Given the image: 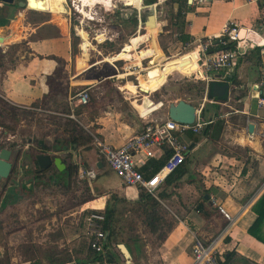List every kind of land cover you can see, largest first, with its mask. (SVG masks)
I'll use <instances>...</instances> for the list:
<instances>
[{
    "label": "crops",
    "instance_id": "crops-1",
    "mask_svg": "<svg viewBox=\"0 0 264 264\" xmlns=\"http://www.w3.org/2000/svg\"><path fill=\"white\" fill-rule=\"evenodd\" d=\"M17 1L12 5L0 1V12L8 8L10 13L9 16L0 13L1 21H4V25H0L4 29L2 38L5 37L0 49L4 64L0 69V105L3 104L1 111L9 114V123L14 125L9 141L27 137V143L23 147L14 142L16 152L20 154L16 170L9 180L0 185V264H33L38 260L42 264H101L91 261L88 256L89 238L84 233L83 219L87 210L93 208L105 213L107 206L115 213L113 231L117 245L110 252L120 264L127 263L118 250L119 244H125L128 248L131 254L129 264H195L193 249L196 236L220 247L218 253L221 256L235 252L233 257L236 256L242 263L264 264V244L248 233L257 219L252 208L264 194V110L257 107L255 89L260 79L261 57L258 55L262 48L257 47L233 70L222 73L225 74L221 76L223 81L216 84L228 86L226 98H210L214 83L207 88L208 84L203 81L201 102L207 90L208 99L216 101L215 104L205 103L202 110L203 119L212 123L201 134L188 132L180 136L188 144L189 152L177 170L181 171L182 177L173 183L165 181L158 190L160 198H165L163 202L172 205L164 214H160L162 220H166L165 224L171 225L170 229H166L162 223L158 234L164 232L165 236L155 250L148 244H141L137 237L119 240L123 233L122 226L130 213L124 214V207H141V192L135 187L126 186L115 173L120 180L118 183L106 181L99 183L98 187L99 177H107L113 171L100 161L98 149L93 145L97 138L108 145L120 147L144 129L146 120L143 116L147 113L146 116L153 119H170L168 109L172 103L165 106L161 101L152 100H166L162 92L169 94L171 90L164 87V82L172 72L178 71L183 77L198 70L197 66L167 67L177 61L189 65L190 55L193 54L196 59L198 39L212 38L216 42L222 39L224 26L235 22L242 28V36L258 30L256 38L259 44L264 45V27L259 28L260 18L264 15V0H183L180 4L175 3L173 7L181 14L180 18L176 16L182 25L178 32L181 42H184V49H193V52H188L186 56L189 57L168 61L156 37L160 24L163 25L165 20L159 23L158 19H153L147 26V13L139 10L145 6L144 1L122 0L126 7L134 8L135 16L128 15L127 10L122 9V18L109 20L114 23L118 19L119 36L134 26L138 35L130 39L125 52L108 61L124 60L129 63L135 55L139 58V62L127 66L123 73L113 69L112 72H103L104 64L109 62L105 57L98 58L101 50L97 44L101 43L97 37L103 34L107 37L106 41H112L106 31L113 25H103L104 29L99 33H92L82 26L73 28L68 3L64 10L57 6L59 11H41L48 18L33 21L22 13ZM88 1L91 5L94 3L93 0ZM154 4H157V8L161 3H149L147 6ZM80 18L88 24L97 23L82 15ZM79 29L84 30L85 34L81 36ZM168 30V33L173 32L172 28ZM151 35L157 54L161 56L158 60L152 51ZM184 38L188 40L182 41ZM144 40L149 43L148 48L140 50ZM90 42L92 47L89 46L88 54H85L83 43L86 47ZM223 48L220 43L215 50ZM145 57H148L151 68L144 69V63L148 60ZM157 67L164 70L163 77L154 89L148 90L141 78ZM107 83H111L110 89ZM83 89L98 91L93 97L95 102L90 103L96 105L90 106L91 112L87 111L88 106L77 108L75 120L69 117L68 100L71 94ZM159 91L163 96L159 94L161 99H154ZM145 97L157 105L152 112L144 110L139 104L137 107L142 112L136 108V103L142 102ZM46 113L59 115L52 122L45 119ZM77 120L84 122L81 128L92 136L93 140L87 146L81 141L74 144L70 139L77 133L73 130V126L79 125ZM250 124L254 126L252 133L249 132ZM49 127L54 135H62L71 141L50 145L42 137L50 136ZM35 141L53 160L52 166L45 171H41L32 159V153L39 148ZM208 142L211 146L207 156L192 160V154L200 152ZM156 153L157 156L151 160L160 161L166 157L160 151ZM79 161L86 168L97 166L99 175L96 180H79ZM147 167L148 164L142 168L143 173ZM159 202L162 201L159 199ZM219 205L235 218L233 223L218 212ZM26 210L37 217L42 216L23 225L28 220L25 219ZM17 221L22 224L13 229L12 225ZM141 225L152 237L148 226L144 222ZM28 249L31 251L27 252ZM102 264L112 263L105 261Z\"/></svg>",
    "mask_w": 264,
    "mask_h": 264
},
{
    "label": "built area",
    "instance_id": "built-area-1",
    "mask_svg": "<svg viewBox=\"0 0 264 264\" xmlns=\"http://www.w3.org/2000/svg\"><path fill=\"white\" fill-rule=\"evenodd\" d=\"M197 1L205 2V0ZM73 7L77 11V8ZM263 27L264 15L259 21V28ZM241 32L242 28L239 24L235 22L227 23L221 34L224 39L221 44L225 48L220 50H215L217 45L212 38L198 39L196 41V53L198 55L196 63L199 69L193 74L196 79L206 82L208 88L211 83L223 81V77H221L225 76V74H222L223 72L233 70L244 57L252 53L257 47L262 48L260 79L255 89L257 107L259 110H264V45L257 44L250 37V33L252 36L257 35L258 30L249 31L242 37ZM190 45L192 44H188V46ZM207 92L203 102H201L202 104L197 107L196 120L193 124H181L171 119L158 120L144 115L143 117L146 120L144 129L139 134L127 139L120 147L108 145L96 138L94 144L98 149L97 155L100 161L111 168L126 186L135 187L141 193H146L159 200L158 190L160 186L171 173L183 164L185 155L189 152L188 144L183 142L180 136L188 132L201 134L212 123V121H205L202 117L205 103H216L215 100L208 99ZM68 102L69 117L76 120L75 110L78 107H86L91 102L90 90L83 89L71 94ZM156 151L162 152L164 156H167V152L170 151V155L162 169L151 178H146L142 168L148 164L149 160L157 156ZM78 166V177L81 182H92L99 175L96 165L86 168L79 161ZM217 209L230 223L234 222L235 218L222 205H219ZM83 220L85 232L89 238V247L94 252L103 254L105 252V232L103 229L105 213L91 208L85 212ZM216 249V244L207 245L200 237L196 236L193 249L195 263L218 264L215 254Z\"/></svg>",
    "mask_w": 264,
    "mask_h": 264
},
{
    "label": "rangeland",
    "instance_id": "rangeland-1",
    "mask_svg": "<svg viewBox=\"0 0 264 264\" xmlns=\"http://www.w3.org/2000/svg\"><path fill=\"white\" fill-rule=\"evenodd\" d=\"M53 3H55L56 6L58 7H63L64 10V6L66 3H68L70 10H68L70 12V18H71V24L73 26V28L75 27H79L82 26L84 27L86 30L92 32V33H99L103 31V25H113L110 26V29L106 31V35L108 36V38H111L112 41H106L107 37L103 34H100L97 37V41L101 43L97 44L99 47L98 49H100V54L98 55L99 59H104V57L107 59H105L107 62H109V58L112 57H118L119 55H121L123 52H125L126 50V46L129 44V41L132 37L138 35L136 34V30H135V26L132 28H129V30H126V33H124V35L119 36V33L117 31H119V25H118V19L115 20L114 23L110 22V18H114V17H118V18H122L120 17V10L125 9L128 12V15H132L135 16V10L133 7H126L125 3L122 0H93L94 3L88 6L87 8V12L89 15H93L94 13H97L96 16V22L95 25L93 24H88L87 21L85 22L84 20H81V15L79 12H77L74 7H73V3H76L75 5H80L81 3L78 2V0H52ZM76 1V2H75ZM152 1H156L157 3H161L159 5V7H157V19L160 23V21H164L163 25L160 24L159 28H158V32L156 34L157 37V41L159 44V47L161 49V51L164 53L165 57H166V61L168 60H172L175 58H186L189 56H186L187 54H189L190 52H193V49H184V42H181V35L179 34L181 31V27L182 25L179 22V18H176V14H177V8L175 9V7L172 6V2L169 0H145L144 4L147 5L149 3H151ZM18 2V1H17ZM61 2V3H60ZM79 3V4H78ZM18 5V3H17ZM143 5V4H142ZM113 6V7H112ZM18 7V6H17ZM116 7V8H114ZM106 8V9H104ZM112 8V9H111ZM8 8L7 9H3L2 12H0L1 14H3V16H9L8 14H10L8 12ZM107 10L111 11V12H107ZM15 12L17 11L14 10ZM22 13L26 14L27 17H29V20H33V21H42L48 18V15H45L43 13H41V11H37V10H33V11H37L40 13H35L31 10H29L28 8H22ZM50 12V11H47ZM58 12V11H57ZM64 12V11H62ZM14 18V16H13ZM12 18V19H13ZM85 18V17H84ZM11 19V20H12ZM174 19H177L176 21H174ZM8 20H6L7 22ZM102 22V23H101ZM104 22V23H103ZM173 29V32L168 33L167 31H169L168 29ZM4 29L0 28V33H3ZM142 33H145V31H141ZM179 32V33H178ZM141 37V36H140ZM106 41V42H105ZM183 41V40H182ZM104 42V43H103ZM149 43L148 42H144L142 43V45L140 46V50L142 49H147L148 48ZM89 46L92 47V44L90 42V44L86 47H84V53L88 54V49ZM189 52V53H188ZM193 54V53H191ZM194 55V54H193ZM190 55L191 60H195V55ZM133 59L129 62L126 63V61L124 60H116V62L114 61H110L109 63H105L104 64V69L103 72H112V69L115 70L117 73L119 72H125L124 70L127 68V66H131L133 64H136L137 62H139V58L137 55H135L134 57H132ZM148 59V57H145V60ZM3 58H0V69H2V67L4 66L3 62H2ZM142 63V62H141ZM140 63V64H141ZM152 66L149 63V59L144 63V69L146 68H151ZM180 72H172L171 75H169L165 82H164V87L169 90H171V92L169 94L159 91L158 93H156L154 99H161L160 95L161 92L164 93L165 95V99L166 100H152V101H161L163 103H165V106H168L169 103H177L180 100H185L187 102H191L194 103L195 105H200L201 103V98L203 97V92H204V82L202 80H198L195 78L194 74L193 75H184L183 77L180 76ZM108 85V89H110L111 87V83H107ZM144 86V85H143ZM163 86V85H162ZM159 87V89L162 88ZM128 87V85H127ZM139 90V89H138ZM148 90H152V89H148ZM141 91V90H140ZM98 91L95 90V92L90 91L91 94V102H95V100L93 99V97L95 96L94 94H97ZM153 95V94H152ZM162 95V94H161ZM163 96V95H162ZM151 97V95H150ZM142 98H140L139 100H141ZM148 97H145L144 100L142 102H137L136 103V108L137 104L141 105L144 107V110H148L150 112H152L153 110H155L157 107L156 104H153ZM103 104V103H100ZM96 104H90L86 109L88 112L92 111V107L90 106H95ZM3 107V104L0 105V149L3 148H9V149H13L15 150V155H17V150L14 146H16L15 143H19L21 144L23 147L25 146L26 139L27 137L24 139L22 138H17L16 139H11L13 141H9V138L12 133H13V129L12 126H14L13 124L9 123V114H4L3 111H1ZM210 107V106H209ZM80 108V107H78ZM83 108V107H82ZM91 108V109H90ZM140 112H142L140 109H138ZM86 111V112H87ZM65 113H67V111H65ZM148 114V113H147ZM145 114V115H147ZM160 114V113H159ZM26 115V114H24ZM59 115V114H56ZM55 114L52 113H46V117L48 121H54V118L56 116ZM79 122V125L77 124V126H73V130H77V133L79 135H81V133H83L82 135V142H85V146H87L90 141L87 139V137L85 135L86 131L83 130V123L81 120H77ZM82 127V128H81ZM83 130V131H81ZM48 133L50 136H42L46 141L49 142V144H63L66 141H71L68 140L66 138H64L62 135H54L53 131L50 130V127L48 128ZM81 132V133H80ZM71 136V134H70ZM92 137V136H91ZM36 139V138H34ZM71 139V138H70ZM204 139V138H202ZM39 140V139H37ZM15 142V143H14ZM38 142L35 141V145H37ZM95 147V144H93ZM211 143H205L203 145V147L201 148V151L196 153V154H192V160L196 161L199 156L202 157H206L209 149H210ZM20 149V148H19ZM82 161V160H81ZM85 162V161H84ZM107 181V183H113L116 182L118 183L120 180L119 178L114 174V172H111L109 175H107V177H99L98 179V187H99V183H105ZM108 185V184H107ZM114 187H116L114 185ZM14 195V194H13ZM12 195V196H13ZM165 198L161 197L160 200L162 201L161 203L159 202V207H158V212L159 214H164V212H166L167 208L171 207L169 203H165L163 202ZM172 205V204H171ZM26 206V205H25ZM24 206V207H25ZM28 210H26V212H24L25 214V219H28L26 221H24L23 225L28 224L31 221H35V219H38L39 217H41L42 215H39L38 217L33 215L32 213L27 212ZM124 214L126 212H130L128 213V217L123 218L125 220V225L122 226L123 229V233L119 236V240L120 241H125L126 239H128L129 237H137L138 240L141 242V244L145 245L148 244L149 247H153L155 250L156 249V245L158 244V242L161 240V236L159 237L160 234L165 235L164 232L159 233L158 235H154L152 234V237L150 236V234L147 232V230H144L142 228L141 223L144 222L146 224V219L145 214H144V210L142 207H140L139 205H133L132 207H124ZM14 213L11 214V216ZM16 216V215H15ZM27 216H30L27 217ZM144 219V220H143ZM165 219H163V222L165 224ZM32 223V222H31ZM22 223H19L18 221L15 223V225H12V228H18L20 227ZM147 225V224H146ZM166 229H170V225L171 223H166ZM29 225H27L28 227ZM162 228V226H161ZM149 229V228H148ZM139 232V233H138ZM85 236L86 232L84 231ZM154 238V239H153ZM207 244H211V241L208 242V240L206 241L205 239H203ZM89 243V241H88ZM220 247H217L216 249V256H217V263L218 264H248L247 262L242 263L241 260H238L237 257H233L232 259H230L229 261H226V259L224 258V255L221 256L218 252ZM22 251V250H21ZM31 251V249H28L27 252ZM151 253V252H150ZM144 254H142L141 256L143 257ZM146 257V256H145ZM222 257V259H221ZM125 262V261H124ZM226 262V263H225ZM196 264V263H195ZM251 264V263H249Z\"/></svg>",
    "mask_w": 264,
    "mask_h": 264
},
{
    "label": "trees",
    "instance_id": "trees-1",
    "mask_svg": "<svg viewBox=\"0 0 264 264\" xmlns=\"http://www.w3.org/2000/svg\"><path fill=\"white\" fill-rule=\"evenodd\" d=\"M169 1L172 2V6H173L175 3L180 4L183 0H169ZM155 2L156 1H152L151 3H155ZM179 12L180 11L178 10L177 15H176L177 17H181V14ZM1 20H2V17H0V25L3 26L4 25L3 24L4 21H1ZM187 40H188V38H184L183 39V41H187ZM258 56H259V58L261 57L260 54ZM194 72H196V71L195 70L191 71L190 75H192ZM209 97L212 98L211 94L209 95ZM216 100H220V99H216ZM76 132H77V130H76ZM82 135H83V133H81V135H79L78 133H76L74 136L71 137L72 142L74 144L78 143V141H81L82 142ZM85 136L87 137V139L90 142H92L93 139H92L91 136H89L88 134L85 135ZM37 147H39V146L37 145ZM39 148H40V150H39ZM39 148H38V150L36 149V151H34L32 153V159L36 163V165L38 164L37 163V160H36V155L37 154H42V153L45 154L46 153L45 152L46 150H44L42 147H39ZM169 155H170V151H168L167 152V156L164 159L160 160V161L151 160L148 163V167L146 168V172L144 173L145 177L146 178H151L160 169H162L163 166L165 165L166 160H167V158H168ZM72 170L74 171L73 168H72ZM177 170H175L173 173H171L166 178L165 181L167 183H173L174 181H177L178 179H180L182 177L183 174L181 173V171H177ZM176 171L178 173H177L176 178H174V176L176 174ZM37 172L40 173L39 170ZM161 197L164 198V196H161ZM159 199H160V196H159ZM139 203L141 204V207L144 210L146 224H147L148 228L150 229V231H151V233L153 235H155V236L158 235V232L161 229L162 222H163L162 217L160 216V214L158 212V207L160 205L159 204V200L156 199V198H154L151 195L146 194V193H141V200H140ZM252 210L257 215V219L253 223V225L249 228L248 233L252 237H254L257 241H259V242H261V243L264 244V194L256 202V204L253 206ZM114 218H115L114 211L112 209H110L109 206H107V209L105 210V222L103 224V229H104V232H105V240H104L105 252L103 254H98V253L94 252L90 248L89 249V255L88 256L91 258V261L99 262L101 264L104 263L105 261H107L108 263H112V264L113 263L120 264L118 262L117 257L113 253L110 252V250L113 247H116L115 246V244H116L115 241L116 240H114L115 234H114V231H113ZM164 236L165 235H163V234H160L159 235V237L161 238V241L164 239ZM119 252H120V250H119ZM120 254L122 255L121 252H120ZM234 255H235V252L227 253V254L224 255V258L226 259V261H229ZM122 258H124L123 255H122ZM33 264H42V263L38 260V261H34Z\"/></svg>",
    "mask_w": 264,
    "mask_h": 264
},
{
    "label": "water",
    "instance_id": "water-1",
    "mask_svg": "<svg viewBox=\"0 0 264 264\" xmlns=\"http://www.w3.org/2000/svg\"><path fill=\"white\" fill-rule=\"evenodd\" d=\"M3 4L12 5L15 3L16 0H0ZM18 6L24 8L27 6V0H18ZM192 2V0H189ZM177 5V4H176ZM127 6V5H126ZM157 4L150 5V6H142L139 10L143 13H147L146 17V25L151 20L157 21ZM128 7H130L128 5ZM224 39H219L215 42V44H220L223 42ZM3 43V38L0 36V49L1 44ZM83 46L85 44L83 43ZM84 51V49H83ZM228 86L226 84H212L210 89V94L213 98H220L224 99L227 97ZM196 111L197 107L194 103L187 102L185 100H180L177 103H172L169 105L168 115L169 118L177 123L181 124H193L196 120ZM254 131V126L252 124L249 125V132L252 133ZM16 157V158H15ZM20 154L15 155V151L9 148L0 149V185L3 181H7L11 178L16 170V163L19 159ZM15 158V160H13ZM36 160L41 171H45L49 169L52 164L53 160L50 155L48 154H37ZM118 249L122 253L124 260L127 264L131 261V254L126 247L125 244H119Z\"/></svg>",
    "mask_w": 264,
    "mask_h": 264
},
{
    "label": "bare ground",
    "instance_id": "bare-ground-1",
    "mask_svg": "<svg viewBox=\"0 0 264 264\" xmlns=\"http://www.w3.org/2000/svg\"><path fill=\"white\" fill-rule=\"evenodd\" d=\"M143 1H145V0H143ZM78 2L81 3V4L80 5H75L76 3H73L74 4L73 6H75L77 8V12H79L80 14H82V16L85 17L86 19L95 20V17L93 15H89L88 12H87V8L90 5L89 4V1L88 0H78ZM27 8L28 9H32V10H37V11H53V10H58L57 9V6L55 5V3H53L52 0H27ZM78 33L81 36L85 34L84 30H82V29H79V32ZM2 35H3V33H0V36L1 37H3ZM241 37H242V35H241ZM250 37L253 38V40L257 44L260 43V41L257 40L256 35L252 36L250 34ZM151 47H152L153 53L156 54V58L155 59L156 60L160 59L161 56L159 54H157L158 53L157 52V47H156V44L154 42V39H153L152 35H151ZM196 59L195 60H189L190 61L189 62V65H186V63H183L181 61H177V62H173V63L167 65V67H169V66L172 67V66H176V65H178L180 67L183 66V65L185 67L186 66L187 67H190V66H197L198 67V64L196 63ZM198 69H199V67H198ZM163 71L164 70L161 67H157V68L154 69V71L152 69L150 72H148V74L145 75V77H142L141 80L144 81L143 82L144 87H146L148 89H154L157 86V84L160 83L159 79L160 80L162 79L163 74H164ZM166 72H167V70H166ZM196 107H197V105H196Z\"/></svg>",
    "mask_w": 264,
    "mask_h": 264
},
{
    "label": "flooded vegetation",
    "instance_id": "flooded-vegetation-1",
    "mask_svg": "<svg viewBox=\"0 0 264 264\" xmlns=\"http://www.w3.org/2000/svg\"><path fill=\"white\" fill-rule=\"evenodd\" d=\"M147 17V16H146Z\"/></svg>",
    "mask_w": 264,
    "mask_h": 264
}]
</instances>
